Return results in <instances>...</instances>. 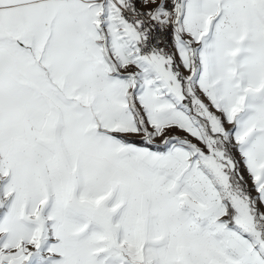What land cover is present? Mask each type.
I'll list each match as a JSON object with an SVG mask.
<instances>
[{
    "label": "snow or ice",
    "instance_id": "1",
    "mask_svg": "<svg viewBox=\"0 0 264 264\" xmlns=\"http://www.w3.org/2000/svg\"><path fill=\"white\" fill-rule=\"evenodd\" d=\"M0 264H264V0H0Z\"/></svg>",
    "mask_w": 264,
    "mask_h": 264
}]
</instances>
